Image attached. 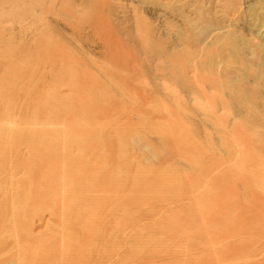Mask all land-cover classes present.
<instances>
[{"label":"rangeland","instance_id":"1","mask_svg":"<svg viewBox=\"0 0 264 264\" xmlns=\"http://www.w3.org/2000/svg\"><path fill=\"white\" fill-rule=\"evenodd\" d=\"M232 14H237V18L231 17ZM228 25L227 36L220 35V28ZM263 35L264 0H0V205L9 199L12 207L9 206L14 209H0V213L9 216L10 221H6L1 237L8 240L7 244L14 243L13 246L1 247L0 252L5 250L0 253V261L21 264L20 261L25 260L23 257L29 261L32 259L30 253L24 255L19 248L16 241L19 233H15L11 225L19 215H23L21 211L32 205L33 199H21L17 192L25 188L35 194L39 190H52L57 185L54 180L57 175L40 171L43 160L55 155L51 144L55 140L61 142L66 152L60 157L64 163L83 165L79 167L80 174L95 167L103 169L99 176L106 171L109 175L111 171L109 177L119 178L126 195L125 201L116 199L114 204L96 212H101V215L107 213L111 206L128 205L127 211H118L113 222L105 225L110 238L104 244L101 241L83 243L87 251H96L87 254L84 263L210 264L208 254L214 253L211 249H217L219 244L212 245L206 238L203 222L195 223L191 217L192 202L183 198L187 196L188 176L193 166L187 155L190 120L202 112L204 117L208 105L200 107V95L195 99L192 91L198 89L202 93L205 88L213 98L219 97L217 105L215 101L210 104L215 107L212 114L217 116V109L221 107V112L219 109L218 112L222 114L217 118L231 117L233 120H230L234 121L225 113L230 102L225 94L229 91L225 93L226 90L220 86L229 79L224 80L223 75L231 78L233 89L230 92L235 99L241 82L251 83L253 87L257 83L255 80L264 75ZM243 62L248 66L246 70ZM230 65L231 75L228 71ZM257 65L262 67V71H258L260 74L256 72L259 69ZM241 66H244V71L254 68L250 70V78H243V81L238 80L240 75L236 71L241 72ZM226 69L230 76L225 73ZM29 73L31 75L28 76ZM206 79L213 84L207 81L206 85ZM15 85L20 86L17 93ZM251 85H246L247 91L253 92L254 99L257 98L256 101L264 106V102L261 103L263 98L258 101L260 95L264 97V86L257 84L252 89ZM30 90L35 94L28 99L31 94L27 92L33 93ZM248 96L244 97L243 91V97ZM228 97L231 98L230 95ZM242 98L233 101L242 103ZM251 99L249 102L254 103ZM194 103L198 109L192 110ZM261 106L257 108L259 112L263 109ZM25 109L27 112L32 110L28 116ZM261 113L263 117L264 110ZM98 115L102 116H99L100 120ZM220 125L223 123L219 124L218 120L211 125L203 124V127L208 129L210 126L209 129L213 130H210L212 136L208 134V137L216 141L213 139L210 143L226 153H220L222 161L237 156L236 162L241 163L247 148L236 141L237 147L228 149L227 141L230 139L225 140L216 129ZM39 133L45 134L44 140H36ZM222 139L223 148H218L217 144ZM210 143L206 145L213 148ZM241 144L243 146H239ZM113 146L117 154H114ZM92 148H95L103 165L97 162L83 164V158ZM245 162L244 159L242 163ZM244 170L237 169L231 174L235 176L240 172L248 176L250 170ZM241 181L243 179L229 185L236 187L240 182L238 186L243 194L240 189L239 192L248 204L252 200L247 195L248 186L256 188L258 195L261 191L251 184L252 181ZM109 185L116 186L114 183ZM223 191L225 196L233 195V191ZM60 196L56 193L48 200ZM233 201L237 204L236 198ZM53 210L54 207H50L44 213L40 209L32 213L35 215L30 222L40 236H47L55 229ZM248 221L249 226L244 233L231 239L236 248L242 247L239 240L247 243V247L238 256L230 255L225 264H248L247 258L251 259L249 264L259 261L264 264V217ZM74 235H69L72 240ZM205 239L208 241L206 246ZM38 248L46 249V245L42 242ZM221 250L225 254L231 253L227 248L222 247ZM15 253L20 255L19 260L15 259Z\"/></svg>","mask_w":264,"mask_h":264},{"label":"bare ground","instance_id":"2","mask_svg":"<svg viewBox=\"0 0 264 264\" xmlns=\"http://www.w3.org/2000/svg\"><path fill=\"white\" fill-rule=\"evenodd\" d=\"M12 1H15V0H12ZM239 12H241V11H239ZM233 14L231 17H233V16L235 17L237 15V14L236 15H233ZM236 18H237V16H236ZM224 19H222V20L224 21ZM232 20H233V18H232ZM260 29L262 30V28H260ZM45 31H47V30H45ZM228 31H229V25H228V27H225V26L221 27L219 30V34L227 36ZM43 33H44V35H47L46 32H43ZM43 33H41V34H43ZM260 35H262V34H260ZM40 38L42 39L41 36H40ZM260 38H262V36ZM263 39H261V41ZM44 41H46V40L43 39V42ZM37 42L38 41H36V44H37ZM43 42H42V46H43ZM39 43H40V41H39ZM48 46H49V44H48ZM50 46H51V44H50ZM157 51H159V49ZM46 53H47V51H46ZM47 57H48V55H47ZM41 62H42V60H41ZM229 62L227 64V67H229ZM32 64H34V63H32ZM76 64H78V63H76ZM262 64H263L262 67H264V63H262ZM260 65H261V63H260ZM79 66L80 65H78V67ZM246 66H247V64H245L244 70H246V68H248V66L247 67ZM257 66L259 68V65H257ZM199 67H201V66H199ZM262 67H260V68L262 69ZM243 68H244V66L243 67L241 66V72L239 70H236L240 75V77L238 78L239 81L240 80L243 81V78H247V79L250 78V75H251L250 70L254 69L253 67H252V69L249 68L248 69L249 73H248V70L244 71ZM260 68L256 71L257 73L259 70H261ZM29 69H31V68H29ZM227 69H226L225 73L228 74L229 73L228 71H230L229 74L231 75V73L233 72V71H231L232 65H230V68L228 69V71H227ZM29 71H31V70H29ZM28 72H26V75ZM83 72H84V70H83ZM256 72H254L253 74H255ZM8 73L10 74L9 71H8ZM80 73H81V71H80ZM5 74L7 76H9V74H7V73H5ZM81 74H83V73H81ZM207 74H209V73H207ZM258 74H260V73H258ZM26 75L24 74L23 76L26 78ZM29 75H31V74L29 73L28 76ZM228 75H227V77H228ZM224 76L225 75H223V79L224 78L229 79V81H226L225 83H221L222 86H220V87L223 88L224 91L226 90L225 93H228V91H229V94H227V95L225 93L224 94H225V97H227V100L229 99L228 101H230V102H228L229 104L226 106L227 110H229V111H227L225 109L226 110L225 113L229 114V117L232 116L235 120L232 121L233 119L231 117L229 119L227 117H226L227 119H222L223 117L217 118L218 114H219L218 109L221 112L222 108L218 107L217 116H216V113L212 114V112L215 111V107L210 105V104L213 101H215V103L217 105L216 101L219 99V97L213 98L207 90H204L205 88L203 89L202 93H200L198 91V89H193L192 93H194L196 95L195 99H198L199 95L203 97V98H200V96H199V99L202 102L200 107H202V108L207 107L206 108L207 112L204 111V115H205L204 117H203V112H202V114H200L201 111H198V113L200 112L199 116H197L198 114L194 115L195 113L192 110H193V108H197L198 105H195V103L193 104L191 111L194 113L193 114L194 117H192L190 120V122H191V128L189 131L190 141H189V143H187V149H188L187 155H189V158L191 160L190 163L193 166H192V170L190 169L192 171V173L188 176L187 196L183 197V198L188 199L189 201L192 202L191 217H192V219L194 218L196 220V221H194L195 223L198 222L199 220H201L203 222V224L205 226H203L202 228H204V232L206 233V238L210 239V242L212 243V245L213 244L214 245L219 244L217 249H216V247H213L211 249L212 252H214V253L208 254V257H209L208 260H209L210 264H212L211 262H213V264H217V263L218 264H225V259H229L230 255H237V254L240 255L239 253L243 252L242 250L244 249V247H247V243H243L244 241L239 240L238 242L241 244L240 246H242V247L236 248V246L231 242V239H236V237L238 235H240V233H244V231L246 230V227L249 226L248 222L250 220L248 221V219L256 218V217H260V218L264 217V118H263L264 116L261 117L263 115V113H261V112L264 110V106H261L262 104L260 105V103H258L256 101L257 98L254 99L255 97H253L254 96L253 92L250 94L247 91L246 85H249V84L251 85V83H249L248 81H246V82L249 84H245V83L241 82L240 88L238 85L237 97L235 99L233 94L230 92V90L233 89V82H232L231 78H226ZM254 76L258 77L259 75H257V76L254 75ZM82 77L83 76L81 75L80 78L82 79ZM5 78H6V76H5ZM25 78L24 79L22 78V79L25 80ZM81 79H79V80H81ZM247 79H245V80H247ZM224 80L222 82H224ZM22 81H21V83H22ZM38 81L40 82L41 80L38 79ZM205 81L206 82L209 81V83H210V80L206 79ZM39 82H37V84H39ZM82 82H83V79H82ZM200 82L201 81H199L198 84H200ZM255 82H257V83L253 84L254 86L255 85L257 86V84H260V86L263 87L264 86V75L262 76V78L260 77L258 80H255ZM21 83L19 84L20 86H22ZM207 84H208V82L206 83V85ZM210 84H213V83L211 82ZM20 86H16L17 87V90L15 89L16 93L18 91V88L20 89ZM250 87H252V85ZM253 87H252V89H253ZM244 88L246 90H243ZM263 90L264 89L262 88V91ZM30 91L33 93L27 92L28 94H31V95H28L29 96L28 99L30 98V96H32V94H35L34 91H32V90H30ZM243 91H244V97H247L249 94L251 95V97L248 96V98H244L243 97ZM255 91H257V89ZM246 94H247V96H246ZM258 94H262V92L261 93L258 92ZM258 94H257V96H258ZM228 95H230V97L232 95L233 96V97H231L232 99L229 98ZM240 96H242L243 98ZM260 96H261V99L259 98ZM260 96L258 97V99H260L258 101H261L262 98L264 99V97L262 95H260ZM11 97H13V96H11ZM240 98L243 99L242 103H240L241 101L236 103V101L241 100ZM249 98L250 99L253 98L255 102L254 103L249 102V100H248ZM15 99L17 100V98H15ZM15 99H14V101H15ZM253 99H251L252 102H253ZM233 100H236V101H233ZM246 101H248L249 103ZM218 102H220V101H218ZM263 102L264 101L262 100L261 103H263ZM14 103H13V106H14ZM206 103L208 105L205 107ZM249 104H251V106ZM260 106L263 107V109L260 108L262 111L259 112V110L257 108ZM224 107L225 106H223V108ZM197 109H195V110H197ZM25 110L24 111L27 112V109H25ZM31 111L27 112L26 116H28V113H30ZM22 114H21V118H23ZM221 114L222 113H220L219 115H221ZM227 114L224 116H227ZM260 114H261V116H260ZM24 115L25 114H23V116ZM201 115H202V117H201ZM99 116L100 115H98L97 118H99V120H100V117H102V116H100V117ZM241 116H242V120H241ZM19 117H20V115H19ZM212 117H214L213 119L215 121L218 120L219 124H220V122L223 123V125H220V128L218 127L219 129L218 128H216V129L218 131H220V133L223 135L225 140L230 139L227 141V145L229 146V147H227L228 149L237 147L236 141L243 143L244 147L247 148L245 150L243 156L241 157V163H239L238 161L236 162V160L238 159L237 156H234L231 160L222 161V159L220 158L221 157L220 153H222V151H220V149H221L220 146L223 148V143H222V142H224L223 139H222V141L220 140L221 141L220 144H217V143H215L216 140L212 137L215 140L213 143L219 145L218 146V148H220L219 150L216 148L217 146H215V145L213 146L210 143V141L213 139L209 138L208 134H210V130H212V129H209V128H211L210 126L208 127V129H207V127L206 128L203 127V124L204 125H209V124L211 125V123L214 121L213 119H211ZM97 118H96V120H97ZM230 119H232V120H230ZM102 120H104V119H102ZM212 132H213V130H212ZM44 135H45L44 133H39L36 140H38V141L44 140ZM205 135L207 138L205 137ZM218 138L219 137H217V139ZM106 139L109 142V140H108L109 138H106ZM218 142H219V140H218ZM208 143H210L209 145L210 146L212 145L213 148H210V147L208 148V146L206 145ZM51 144L53 145V147L55 149V155H52V157H50L49 159L43 160V163H41L42 170H40V171L46 170L45 173H53V174L57 175V178L54 179L55 182H57L56 183L57 185H55V187H53L52 190H39L38 189L39 191L36 192L35 194H31V192L26 191L25 188H22L20 192H17V195L21 199H26V198L33 199L32 205L27 207L26 211H21L20 213L23 215H19L18 219L13 221V225H11V226H14L13 228L15 229V233H19V235L17 236V240H16L17 243L19 244L18 245L19 248L22 249V251L24 252V255H27L28 253H30L32 255V259H31L32 262L27 260L26 257H23L25 260H24V262L21 260L20 263L21 264H39V263L45 264L46 262H49V263H55V264H90L89 261L84 263L86 255L87 254L91 255V254L95 253L96 251L94 250L95 252L93 251V253L87 251L86 249H84L83 243H89V242L93 243V242H100V241L103 243L105 240L109 239L110 238V231L108 229H105V227H106L105 225L107 223L109 224V222H113L112 220H114L116 218V216L118 215V213H117L118 211L122 210L123 212H125L128 210V205L126 203H123L121 205V207H119V208L111 206L108 209L107 213H105V214L100 215L101 212L99 214H97L98 209H101L104 206L109 207V205L114 204V201L116 199H122V201L126 200L125 191L123 189V183L120 182L119 178H116V180H115V179H113L112 176L109 177L111 174V171H110L109 175L106 171L105 174L101 173V175L99 176L98 174L103 170L101 168L95 167L94 169H91L90 171H88L85 174H80L79 167H81L83 165H77L76 166V165L69 164L67 162L64 163L60 159L61 156H64L66 154V152H64V150H63L64 147L60 145L61 142H57V141L53 140V141H51ZM113 145H115V143H113ZM243 145L241 144L239 146H243ZM85 148L86 147L83 146V149H85ZM238 148H236V149H238ZM112 149H114L113 150L114 154H117V153H115V147ZM106 153H107V151H106ZM222 154L225 155L226 153H224V151H223ZM96 157H98V159H95ZM224 158H225V156H224ZM34 159H35V157H34ZM34 159H33V161H34ZM83 159H84L83 164H90V163L97 162L98 164L103 165L101 160H100V156H98L95 148H92L87 153V155H85V157ZM93 159H95V160L93 161ZM244 159L246 162L242 163V161ZM37 161H39L38 158H37L36 162ZM128 162H130V161H128ZM109 164H111V163L109 162ZM111 165H109V166H111ZM131 165L132 164H130V165L127 164V166H130V167H131ZM237 169H241L242 171L244 169H245L244 171L250 170V173L248 176L246 174L241 175L240 172H238L237 175H235V176L232 175L231 172L235 173ZM110 170H112V167ZM153 170H154V168H153ZM60 171L64 172L65 174L61 173ZM127 171H128V169H127ZM148 174H149V172H148ZM153 174H156V173L154 172ZM36 175L39 176L38 173H36ZM70 177H74L71 180V182L68 181V179H70ZM152 177H154V176H152ZM35 178H36V176H35ZM150 179H151V177H150ZM242 179H243V181L245 180L247 183L252 181L251 184L256 185L260 189V190L259 189L258 190L261 191L260 195H258V191L255 190L256 188L254 189L251 186H248V184H247V186H248L247 195L250 198H252V200L249 201L248 204H245L244 199H242L244 197V195H242L243 194L242 189H240V187L238 186L240 182L237 183L238 185L236 187H233L234 186L233 184H232V186L229 185L232 182H234V184H235V182H237V180H242ZM248 180H249V182H248ZM243 181H241V182H243ZM36 182H37V179H36ZM109 183L110 184L114 183V185H116V186H114V187H112L110 185L107 186V184H109ZM243 183H245V182H243ZM129 185L130 184H128V187H130ZM245 186H246V184H245ZM22 187H24V186H22ZM223 189H225V190L227 189L228 191H233V195L231 193H229L230 195L227 194L225 196V194L223 193L224 192ZM239 189H240L242 194L239 192ZM126 191H128V190H126ZM56 193H59L61 196L59 198H54L52 201L48 200L49 197H51L53 194H56ZM133 193H135V192H133ZM233 198H236L237 204L234 203ZM5 201H6V203L0 205V209L2 207L1 210H4V209L5 210H9V209L14 210L13 208H10V206L12 205V203L10 202L11 200L7 199ZM50 202L52 203V205L47 207L48 204H51ZM115 202H117V201H115ZM50 207H54V210L52 212L55 216L56 227L51 234H49L47 236H40L39 233L35 232V230L33 229V224H32V222H30V221H32V219L35 215L32 213L34 211H36L37 209H40L41 212L44 213L45 209L46 208L48 209ZM160 209L162 210L163 208H160ZM0 216H2L0 218V249H1V247H3V248L8 247V245L13 246L14 243L12 241L9 244H7L6 242L8 240L2 239L1 234H2L3 230H5L6 221H9V218H8L9 216H4V214H1V213H0ZM96 218H97V220H96ZM251 220H253V219H251ZM219 229H221L220 232L217 231ZM72 233H74L76 235V236L74 235L75 237L73 238V240L69 236ZM207 233H208V236H207ZM210 237H212V238H210ZM243 240H245V239H243ZM42 242L46 245V249L38 248L39 244H41ZM203 242H205V246H206V243L208 244L207 239L203 240ZM225 245H226V247H224ZM10 246H9V248H10ZM222 247H223V249L227 248V251L231 250V253L230 254L228 253L229 254L228 255L226 252V254H225L221 250ZM248 247H249V245H248ZM251 247H252V245H251ZM9 248H7V249H9ZM205 248H206V250H208L207 247H205ZM219 248H221V249H219ZM2 250H1V252H3L5 249L3 251ZM203 253H205V252H203ZM253 254H256V252ZM253 254H251V255H253ZM19 257H20V255L15 253V259L17 258L19 260L20 259ZM39 257L44 258V259H40ZM261 258L259 260H261ZM37 259H38V261H37ZM202 260H204V259H202ZM248 260H251V259L247 258V260H246L247 263L249 264ZM252 261H254V260H252ZM252 263L250 262V264H252ZM0 264H6V263H4V261H0Z\"/></svg>","mask_w":264,"mask_h":264}]
</instances>
